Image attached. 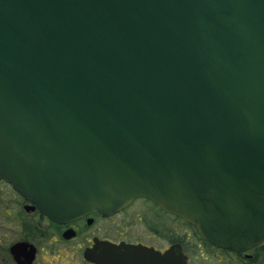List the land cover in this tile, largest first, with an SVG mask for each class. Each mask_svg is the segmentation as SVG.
<instances>
[{
    "label": "water",
    "instance_id": "obj_1",
    "mask_svg": "<svg viewBox=\"0 0 264 264\" xmlns=\"http://www.w3.org/2000/svg\"><path fill=\"white\" fill-rule=\"evenodd\" d=\"M0 180L55 223L142 197L216 247L262 241L264 0H0ZM82 257L186 264L96 239Z\"/></svg>",
    "mask_w": 264,
    "mask_h": 264
},
{
    "label": "flooded vegetation",
    "instance_id": "obj_2",
    "mask_svg": "<svg viewBox=\"0 0 264 264\" xmlns=\"http://www.w3.org/2000/svg\"><path fill=\"white\" fill-rule=\"evenodd\" d=\"M0 182L6 184V186H8L15 194V197L12 200L13 207L11 211L14 213L15 220L18 221L17 226H20L24 232L20 240L17 241H26L32 244L35 248L34 257L30 264H33L36 260V256H38V253L41 250L39 245L41 242L45 241L46 244L57 242L69 243L76 239L79 240L76 245L71 244L70 246L67 245V247L69 249L75 248L80 250V259L84 262V264H94L83 259L82 257L84 249L91 247L94 239L113 244L124 243L142 245L152 248L153 250H156L160 253L172 245H178L185 258L186 264H212V258H216L215 261L222 264H264V256L256 250L264 244V239L251 248L241 252H235L231 249H222L216 247L204 240L191 224L183 221L178 216L161 210L155 203L147 198H134L123 209L109 216L101 217L89 213L67 223H55L44 215L40 214L31 203L13 191L8 183L2 180H0ZM137 199H142L149 202L159 214L166 215L172 219L180 220L185 226L184 229L177 231L176 228H165V226H161L163 224H158L159 228L149 226V229L152 230V232H150V237H152L154 240L160 239L165 243V246L162 245L157 247L148 241H144V239L141 238L139 229L137 230L139 235L136 234V236H130L127 235V232L124 233V230L115 232L114 229H109L104 226H101V228H93L96 223L108 221L113 215L126 210ZM5 212L9 214L10 211L5 210ZM124 229L126 230L128 227H125ZM67 230L72 232H66ZM13 264L15 263L13 262Z\"/></svg>",
    "mask_w": 264,
    "mask_h": 264
},
{
    "label": "rangeland",
    "instance_id": "obj_3",
    "mask_svg": "<svg viewBox=\"0 0 264 264\" xmlns=\"http://www.w3.org/2000/svg\"><path fill=\"white\" fill-rule=\"evenodd\" d=\"M14 197L15 194L10 188L0 182V264H13L10 259L8 260L7 247L12 242L20 240L24 234L23 229L17 226L18 221L15 220L14 213L11 211ZM5 210H9V214ZM158 224H163L161 226H165V228H176L177 231L183 230L185 227L180 220L159 214L149 202L137 199L126 210L113 215L108 221L96 223L93 228H101V226H104L109 229H114L115 232L124 230L123 232H127V235L130 236L139 235L137 231L139 229L141 238L144 241H148L157 247L165 246L162 240H154L150 237L152 230L149 229V226L159 228ZM125 227H128V229L125 230ZM78 241L76 239L69 243L57 242L52 244H46L45 241L41 242L39 244L41 250L33 264H84L80 259V250L75 248L69 249L67 247V245L70 246L71 244L76 245ZM215 259L212 258V262H210L212 264H222L217 263Z\"/></svg>",
    "mask_w": 264,
    "mask_h": 264
},
{
    "label": "trees",
    "instance_id": "obj_4",
    "mask_svg": "<svg viewBox=\"0 0 264 264\" xmlns=\"http://www.w3.org/2000/svg\"><path fill=\"white\" fill-rule=\"evenodd\" d=\"M257 251H259L260 254H262L264 256V244L261 245L259 248L256 249ZM8 253V252H7ZM8 260L10 259V261L12 262L10 255L8 254ZM13 263V262H12Z\"/></svg>",
    "mask_w": 264,
    "mask_h": 264
}]
</instances>
